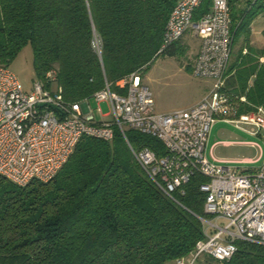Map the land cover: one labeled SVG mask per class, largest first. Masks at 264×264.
I'll return each instance as SVG.
<instances>
[{"label": "trees", "instance_id": "16d2710c", "mask_svg": "<svg viewBox=\"0 0 264 264\" xmlns=\"http://www.w3.org/2000/svg\"><path fill=\"white\" fill-rule=\"evenodd\" d=\"M176 0H0V66L27 46L36 80L47 74L74 104L131 74L145 75L160 57L186 54L181 42L162 50ZM230 0L233 46L264 4L237 8ZM205 0L194 20L208 13ZM97 37L100 57L93 50ZM242 48L228 69L227 89L250 106H264V63ZM254 78L253 85L247 87ZM142 78V77H141ZM134 149L163 155L161 143L126 133ZM115 131L111 142L82 138L59 173L47 183L21 188L0 178V264H175L188 262L204 240L198 218L204 178L168 199L146 179ZM221 264H264V247L238 242ZM209 258V257H207ZM197 262V261H196Z\"/></svg>", "mask_w": 264, "mask_h": 264}, {"label": "built area", "instance_id": "2783aa9c", "mask_svg": "<svg viewBox=\"0 0 264 264\" xmlns=\"http://www.w3.org/2000/svg\"><path fill=\"white\" fill-rule=\"evenodd\" d=\"M210 1L208 13L194 20L205 0H176L165 25L162 50L188 36L197 40L192 76L213 83L197 104L184 111L158 114L140 73L114 86L105 82L91 98L71 104L51 74L45 82L34 81L27 94L10 68L0 66V178L21 188L50 182L82 138L106 143L119 131L146 179L168 199L183 193L194 177L206 180L199 189L205 196L206 218H198L205 238L188 262L175 264H194L202 256L226 263L237 252V241L264 247V164L238 170L230 162L207 158L208 137L218 122L264 142V106L240 112L249 103L226 87L233 45L230 0ZM244 1L247 9L264 4V0ZM101 49L95 37L93 50L99 57ZM101 104L107 105V114ZM127 132L155 139L163 155L147 147L134 149ZM258 150L259 160L264 159V150L260 146Z\"/></svg>", "mask_w": 264, "mask_h": 264}, {"label": "rangeland", "instance_id": "374dc122", "mask_svg": "<svg viewBox=\"0 0 264 264\" xmlns=\"http://www.w3.org/2000/svg\"><path fill=\"white\" fill-rule=\"evenodd\" d=\"M242 5V4H241ZM243 7V5H242ZM237 8L240 9L237 3ZM242 9V8H241ZM186 49V54L177 57H160L150 70L142 76L148 91L154 100L155 111L158 114H170L185 110L205 96L213 87L207 80L192 76V66L198 53L199 42L189 36L180 43ZM245 49L256 60L264 57V12L260 13L249 24L245 33H240L232 49L231 64L236 60L240 51ZM10 70L17 76L25 92L32 90L36 74L33 65L31 47H25L11 63ZM254 78L249 80L247 87L253 85ZM95 108L93 103L90 105ZM103 114H107V105L101 104ZM207 158L211 162H230L235 169L255 168L264 164L260 159V150H264V142L251 138L235 129L234 126L216 123L208 137ZM225 143H229L226 145ZM256 145L257 147H254ZM212 153L209 152L211 149ZM251 161L255 164L243 162ZM194 264H221L202 256Z\"/></svg>", "mask_w": 264, "mask_h": 264}, {"label": "crops", "instance_id": "0c3cea01", "mask_svg": "<svg viewBox=\"0 0 264 264\" xmlns=\"http://www.w3.org/2000/svg\"><path fill=\"white\" fill-rule=\"evenodd\" d=\"M243 5V7H242V5ZM238 6L240 7V9L242 8V9H245V8H247V6H248V3L246 2V1H244V0H238ZM230 77V76H229ZM204 97V96H203ZM203 97H201L200 98V100L203 98ZM199 102V100H197V102L195 103V104H197ZM194 104V105H195ZM194 105H191L190 107H188V108H186L185 110H187V109H189V108H191L192 106H194ZM182 111H184V110H182ZM252 138V137H251ZM226 145H229V143H225ZM212 150H214L213 148L209 151V152H211L212 153ZM248 162V161H247ZM246 162V163H247Z\"/></svg>", "mask_w": 264, "mask_h": 264}]
</instances>
